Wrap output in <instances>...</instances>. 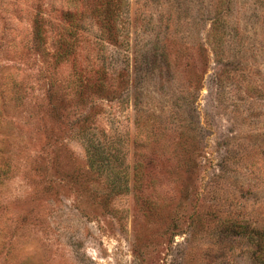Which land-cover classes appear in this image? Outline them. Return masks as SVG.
<instances>
[{"label": "rangeland", "instance_id": "obj_1", "mask_svg": "<svg viewBox=\"0 0 264 264\" xmlns=\"http://www.w3.org/2000/svg\"><path fill=\"white\" fill-rule=\"evenodd\" d=\"M0 264H264V0H0Z\"/></svg>", "mask_w": 264, "mask_h": 264}]
</instances>
